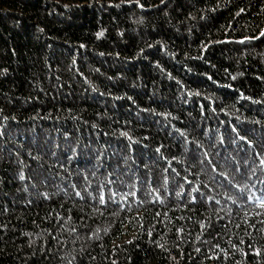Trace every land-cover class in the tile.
<instances>
[{
  "label": "trees",
  "instance_id": "obj_1",
  "mask_svg": "<svg viewBox=\"0 0 264 264\" xmlns=\"http://www.w3.org/2000/svg\"><path fill=\"white\" fill-rule=\"evenodd\" d=\"M261 31L264 0H0V264H264Z\"/></svg>",
  "mask_w": 264,
  "mask_h": 264
},
{
  "label": "snow or ice",
  "instance_id": "obj_2",
  "mask_svg": "<svg viewBox=\"0 0 264 264\" xmlns=\"http://www.w3.org/2000/svg\"><path fill=\"white\" fill-rule=\"evenodd\" d=\"M241 11H243V10H241ZM101 35H102V33H101ZM261 37H264V31H261L259 36L251 37V38H245V39H260ZM244 42H245L244 40L240 41V43H244ZM125 135H127V134L125 133ZM260 164L264 165V159H261ZM261 182L264 183V181H261ZM77 195H79V193H77ZM255 199H256V202L259 204V206L264 208V199H260V198H255ZM99 203H101V204L105 203L104 197L102 195L99 198Z\"/></svg>",
  "mask_w": 264,
  "mask_h": 264
}]
</instances>
